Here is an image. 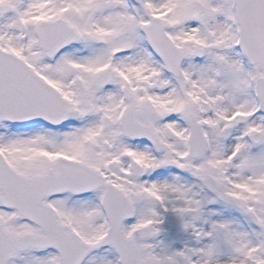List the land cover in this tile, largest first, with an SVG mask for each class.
I'll use <instances>...</instances> for the list:
<instances>
[{"label":"snow or ice","instance_id":"obj_1","mask_svg":"<svg viewBox=\"0 0 264 264\" xmlns=\"http://www.w3.org/2000/svg\"><path fill=\"white\" fill-rule=\"evenodd\" d=\"M0 264H264V0H0Z\"/></svg>","mask_w":264,"mask_h":264}]
</instances>
